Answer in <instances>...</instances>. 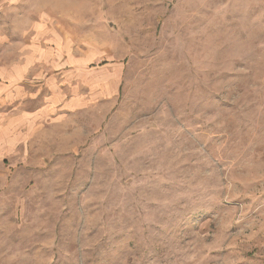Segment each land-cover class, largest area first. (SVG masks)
Masks as SVG:
<instances>
[{
    "label": "rangeland",
    "instance_id": "rangeland-1",
    "mask_svg": "<svg viewBox=\"0 0 264 264\" xmlns=\"http://www.w3.org/2000/svg\"><path fill=\"white\" fill-rule=\"evenodd\" d=\"M0 264H264V0H0Z\"/></svg>",
    "mask_w": 264,
    "mask_h": 264
}]
</instances>
